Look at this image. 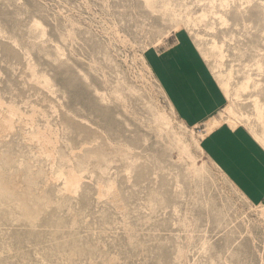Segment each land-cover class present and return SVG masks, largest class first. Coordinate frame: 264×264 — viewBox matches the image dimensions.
<instances>
[{"label":"rangeland","instance_id":"1","mask_svg":"<svg viewBox=\"0 0 264 264\" xmlns=\"http://www.w3.org/2000/svg\"><path fill=\"white\" fill-rule=\"evenodd\" d=\"M164 55L220 106L184 118ZM223 127L264 148V0H0V264H264V196L206 148ZM88 215L103 252L66 223Z\"/></svg>","mask_w":264,"mask_h":264},{"label":"crops","instance_id":"2","mask_svg":"<svg viewBox=\"0 0 264 264\" xmlns=\"http://www.w3.org/2000/svg\"><path fill=\"white\" fill-rule=\"evenodd\" d=\"M171 57L164 55L154 60L158 75L179 113L192 123L199 122L220 106L221 93L199 60ZM205 144L232 179L260 201L264 196V148L254 137L242 128L234 131L223 127L212 133Z\"/></svg>","mask_w":264,"mask_h":264},{"label":"snow or ice","instance_id":"3","mask_svg":"<svg viewBox=\"0 0 264 264\" xmlns=\"http://www.w3.org/2000/svg\"><path fill=\"white\" fill-rule=\"evenodd\" d=\"M66 223L70 226V228L79 232L80 237L86 238L87 243L84 244L85 251H90L96 247H99L100 251L103 252L105 246H111L110 243H108L110 237L107 236L105 222L102 219H96L95 222H93V217L91 215H88L87 219L84 220H80L79 217L75 219L68 217ZM93 232H95L98 236L105 238L104 243H98V241L92 235ZM134 240L135 236L133 235L131 240L127 241L126 243H128L130 246ZM80 264H89V262L82 261ZM92 264H107V262L101 260L92 262Z\"/></svg>","mask_w":264,"mask_h":264},{"label":"bare ground","instance_id":"4","mask_svg":"<svg viewBox=\"0 0 264 264\" xmlns=\"http://www.w3.org/2000/svg\"><path fill=\"white\" fill-rule=\"evenodd\" d=\"M245 86V85H244ZM243 85H242V87H244ZM7 120V119H6ZM10 124V123H9ZM11 125V124H10ZM9 126V125H8ZM228 168V167H227ZM262 184V183H261ZM261 190V189H260ZM256 192H257V189L255 190ZM258 193V192H257ZM257 193H255L254 192V194H256L257 195Z\"/></svg>","mask_w":264,"mask_h":264}]
</instances>
